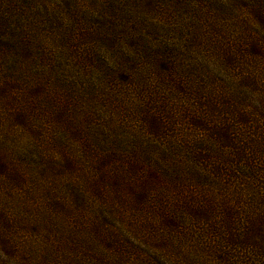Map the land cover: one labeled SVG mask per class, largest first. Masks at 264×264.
Returning <instances> with one entry per match:
<instances>
[{
    "label": "trees",
    "instance_id": "obj_1",
    "mask_svg": "<svg viewBox=\"0 0 264 264\" xmlns=\"http://www.w3.org/2000/svg\"><path fill=\"white\" fill-rule=\"evenodd\" d=\"M204 1L0 0V264H264V0Z\"/></svg>",
    "mask_w": 264,
    "mask_h": 264
},
{
    "label": "rangeland",
    "instance_id": "obj_2",
    "mask_svg": "<svg viewBox=\"0 0 264 264\" xmlns=\"http://www.w3.org/2000/svg\"><path fill=\"white\" fill-rule=\"evenodd\" d=\"M158 2H160V4H163V5H165V3L167 4H171L172 2H175V1H184V0H157ZM189 1V4H191V2L193 1V0H188ZM146 2V1H145ZM240 2V0H236V2H235V7L237 8V5H238V3ZM155 3V2H154ZM132 4V3H131ZM141 4L143 5V1L141 2ZM148 6V5H147ZM236 8L233 10V11H235L236 10ZM148 9V8H147ZM195 9L197 10V9H199V10H210L209 12H211L213 9H219V6H218V4L216 3V2H213L212 0H209V1H204V2H202V3H200V2H197L196 3V6H195ZM148 11L150 12V9H148ZM188 16H191L190 14H188V13H186V14H184V18H188Z\"/></svg>",
    "mask_w": 264,
    "mask_h": 264
}]
</instances>
